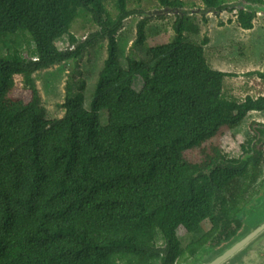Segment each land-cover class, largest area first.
<instances>
[{
    "label": "trees",
    "instance_id": "trees-1",
    "mask_svg": "<svg viewBox=\"0 0 264 264\" xmlns=\"http://www.w3.org/2000/svg\"><path fill=\"white\" fill-rule=\"evenodd\" d=\"M157 1L146 9L142 0H0V264H174L187 252L184 234L206 221L204 242L236 239L239 214L264 184V123L249 124L237 156L229 146L246 115L264 111V95H225L231 74L209 64L207 36L186 38L185 11L172 41L145 59L121 58L127 18L139 17L133 45L143 47L149 20L184 5ZM200 1L202 16L236 10L238 25L253 28L248 0ZM80 8L97 29L58 48ZM102 39L91 92L85 78L74 96L67 84L64 114L43 119L32 74ZM257 74L264 80V69ZM16 76L28 102L14 96Z\"/></svg>",
    "mask_w": 264,
    "mask_h": 264
},
{
    "label": "rangeland",
    "instance_id": "rangeland-1",
    "mask_svg": "<svg viewBox=\"0 0 264 264\" xmlns=\"http://www.w3.org/2000/svg\"><path fill=\"white\" fill-rule=\"evenodd\" d=\"M180 1L184 5L177 9L185 11L192 17L187 22L186 38L199 42L204 36H207L209 42L205 46V55L209 64L213 68L231 74L224 79L223 92L225 95L235 97L237 100H244L246 96L256 98L264 95V80L257 74L258 71L264 69V14H257L253 21V28L245 30L236 22V10L224 11L219 14V17L211 13L202 16V10L198 8L205 6L200 0ZM252 1L248 0L244 5ZM142 5L144 8L150 9L159 6V3L157 0H142ZM107 6L113 7L111 2H108ZM172 9L174 10V8ZM191 11L196 12L190 14ZM113 13L115 14V10ZM138 19V16L127 18L118 31L117 40L121 58L131 53L136 58L145 59L149 47L170 42L174 37L171 27L175 15L165 14L161 18L149 20L144 46H134L135 25ZM96 29L97 25L90 13L80 8L68 33L57 39L56 45L60 49L72 48L87 33ZM4 47L3 36L0 35V56ZM105 58L106 40L102 39L85 50L75 60L62 61L34 72L32 77L39 115L43 119H53L64 114L63 102L67 84L70 86V95L74 96L80 79L85 78L88 83V93H90ZM15 79L17 87L14 96L23 102H28L30 94L21 88L20 77L16 76ZM135 84H140L139 78L136 79ZM252 122L264 123V111H250L237 127L238 142L231 143L229 146L232 156H237L240 153L238 145L250 135L248 126ZM202 227L204 229L197 228L184 234L182 244L186 245L191 239L200 236L208 230L209 224L204 223Z\"/></svg>",
    "mask_w": 264,
    "mask_h": 264
},
{
    "label": "water",
    "instance_id": "water-1",
    "mask_svg": "<svg viewBox=\"0 0 264 264\" xmlns=\"http://www.w3.org/2000/svg\"><path fill=\"white\" fill-rule=\"evenodd\" d=\"M244 8L256 15L264 14V3L261 2H249ZM195 12L191 11V14ZM164 13L181 15L184 11L174 8ZM243 211L240 233L232 243L204 257L189 259L184 264H257L260 253L264 252V184Z\"/></svg>",
    "mask_w": 264,
    "mask_h": 264
},
{
    "label": "flooded vegetation",
    "instance_id": "flooded-vegetation-1",
    "mask_svg": "<svg viewBox=\"0 0 264 264\" xmlns=\"http://www.w3.org/2000/svg\"><path fill=\"white\" fill-rule=\"evenodd\" d=\"M244 216V211L241 212V214H239L238 219L242 221V218ZM205 223L209 224V228H210V222L206 221ZM208 228V230H209ZM204 229V227H203ZM204 231L200 236H198L197 238H193L190 240L189 243H187L186 245L182 244L183 243V239H182V243L181 246L182 248H186L187 252L184 256L179 257L176 259L174 264H181V263H185L187 260L189 259H194L197 257H204L206 255H208L211 251L215 250H221L223 249L227 244H229L232 240L223 243L225 239L220 240V242H217L215 238L213 239H209L208 241H203L204 238H200L202 235L205 234V232L207 233V231ZM239 233H240V229H239ZM238 233V235H239ZM238 235L236 236V238L238 237ZM225 244V245H224ZM191 254L190 256L188 254ZM257 264H264V252L260 253V257H259V261Z\"/></svg>",
    "mask_w": 264,
    "mask_h": 264
}]
</instances>
